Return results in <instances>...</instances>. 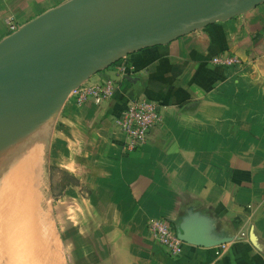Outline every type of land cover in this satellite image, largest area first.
Masks as SVG:
<instances>
[{"label": "crops", "instance_id": "crops-1", "mask_svg": "<svg viewBox=\"0 0 264 264\" xmlns=\"http://www.w3.org/2000/svg\"><path fill=\"white\" fill-rule=\"evenodd\" d=\"M65 1L0 0V40L9 22ZM222 53L242 63H212ZM108 78L110 97L67 98L53 125L49 186L69 264H264V1L86 81ZM138 96L160 119L127 150L114 118ZM151 218L190 240L179 255L155 241Z\"/></svg>", "mask_w": 264, "mask_h": 264}, {"label": "water", "instance_id": "water-1", "mask_svg": "<svg viewBox=\"0 0 264 264\" xmlns=\"http://www.w3.org/2000/svg\"><path fill=\"white\" fill-rule=\"evenodd\" d=\"M262 1L67 0L44 11L0 40V137L20 126L41 129L73 89L129 53Z\"/></svg>", "mask_w": 264, "mask_h": 264}, {"label": "bare ground", "instance_id": "bare-ground-1", "mask_svg": "<svg viewBox=\"0 0 264 264\" xmlns=\"http://www.w3.org/2000/svg\"><path fill=\"white\" fill-rule=\"evenodd\" d=\"M39 136V131H29L22 135L19 141L12 145L11 149H13V151L11 150V155L14 156L13 160L5 169L4 167L2 168L4 172L6 170L5 173L7 177L10 176L9 180L12 178L10 181V187L12 188L11 196L17 205H14V210L17 208L25 216L24 218L21 215L23 217L21 232H24L22 244L24 246L26 244V247L29 248L31 253L28 263L62 264L61 259L63 260V258L61 254L58 253L59 248L55 235L52 231L53 229L50 227L51 225H49L47 214L45 213V196L43 194L44 187L42 184L41 169L43 148L41 143L42 140ZM11 155L9 156L11 157ZM33 167H36L37 170L40 193L37 197L34 195ZM12 176H14V178Z\"/></svg>", "mask_w": 264, "mask_h": 264}, {"label": "rangeland", "instance_id": "rangeland-1", "mask_svg": "<svg viewBox=\"0 0 264 264\" xmlns=\"http://www.w3.org/2000/svg\"><path fill=\"white\" fill-rule=\"evenodd\" d=\"M54 121L55 119L46 123L41 129L35 130L40 132L39 137L42 140L41 143L43 148L41 159L43 183H41L44 187L43 194L45 196V213L47 214L49 225H51L50 227L53 229L52 231L54 232L55 239L60 250H58V253H60L61 257L63 258V260L61 259V262L62 264H69L67 250L61 239L60 215L57 216V206L59 202L57 199L53 198L49 186V168L51 156L50 140L53 132ZM28 132L29 131L27 128L20 126V128L13 129L11 133H5L0 137V264H34L33 262L28 263L30 260L29 255H31V253L29 248L26 247V244L25 246L22 244L24 232H21V228L22 220L23 217L25 218V216L17 208V210H14V205H17L11 196L12 188L10 187V181L12 178L9 180L10 176L7 177V174L5 173L6 170L4 172L2 168L4 167L5 169V167L8 166L14 158V156L11 155L13 151V149H11L12 145L19 141V138L22 135ZM8 154L11 155V157ZM8 156L11 158V160ZM5 158L9 160H6ZM33 176L35 189L34 195L37 197L40 193L38 188L36 167H33ZM12 177L14 178V176Z\"/></svg>", "mask_w": 264, "mask_h": 264}, {"label": "built area", "instance_id": "built-area-1", "mask_svg": "<svg viewBox=\"0 0 264 264\" xmlns=\"http://www.w3.org/2000/svg\"><path fill=\"white\" fill-rule=\"evenodd\" d=\"M11 32L17 29V26L9 22ZM212 63L221 67L240 65L241 59L228 53L215 55L211 58ZM123 71V68L121 72ZM114 90V80L103 79L99 83H88L84 81L78 87L73 89L67 98L80 105L89 100L100 103L110 97ZM160 119L157 104L145 97L138 96L126 103L122 113L114 118V124L126 136L124 148L133 150L141 146L147 139L150 129ZM147 229L153 235L155 241L163 246L170 255L177 256L182 252L183 242L176 235L170 222L164 218H151L147 222Z\"/></svg>", "mask_w": 264, "mask_h": 264}]
</instances>
